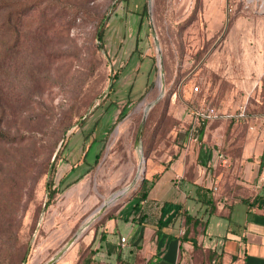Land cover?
<instances>
[{"label": "rangeland", "instance_id": "obj_1", "mask_svg": "<svg viewBox=\"0 0 264 264\" xmlns=\"http://www.w3.org/2000/svg\"><path fill=\"white\" fill-rule=\"evenodd\" d=\"M167 1L164 10V0H152L150 15L149 0H0V131L7 137L0 140V264H47L135 181L138 135L153 102L141 135L144 179L177 157L193 109L214 106L224 115L226 146L251 123L264 138V0L249 8L250 0H228L234 22L262 21L251 41L237 43L250 55L220 58L219 72L205 63L234 22L217 42L187 44L186 21L178 22ZM233 68L256 87L233 89ZM141 177L69 249L83 252L91 229L134 198Z\"/></svg>", "mask_w": 264, "mask_h": 264}, {"label": "crops", "instance_id": "obj_2", "mask_svg": "<svg viewBox=\"0 0 264 264\" xmlns=\"http://www.w3.org/2000/svg\"><path fill=\"white\" fill-rule=\"evenodd\" d=\"M170 2L179 23L195 13L182 31L187 44L217 42L232 15L227 11L228 0ZM259 21L257 16L239 17L205 65L219 72L220 58L249 56V50L245 53L237 43L251 41L258 34ZM235 71H229L233 89L252 91L256 87V82L243 81ZM194 111L184 119L190 130L179 136L182 148L177 157L151 171L148 178L155 177V182L147 199L140 204L137 199L125 202L86 236L91 264H264V204L250 208L244 201L264 197V186L257 189L264 171L263 135L247 116L251 124L243 144L232 143L234 139L225 154L229 144L224 115L204 121L195 140L191 136ZM237 146L239 156H234L230 151ZM219 152L226 164L219 160ZM200 187L214 191V204L207 202L210 197L202 196L203 202L199 199ZM186 216L193 221L186 224ZM79 251L80 247L68 249L56 264H76Z\"/></svg>", "mask_w": 264, "mask_h": 264}, {"label": "trees", "instance_id": "obj_3", "mask_svg": "<svg viewBox=\"0 0 264 264\" xmlns=\"http://www.w3.org/2000/svg\"><path fill=\"white\" fill-rule=\"evenodd\" d=\"M163 6H164V10H166L167 8H168V1H167V3H166V0H164V2H163ZM242 4H240L239 5V10H238V12H237V16H236V18L238 17V16H240V12H241V10H242ZM143 12H147V5L145 4V6H144V9H143ZM194 16H195V13L192 15V17L190 18V20L189 21H187L184 25H183V28H185V26H187V24L192 20V18H194ZM234 16L235 15H230L229 16V23L231 24L232 22H234V20H235V18H234ZM99 40H100V42H103V31H101L100 32V34H99ZM205 54V53H204ZM208 107H210V108H215V109H217L216 107H214V106H208ZM218 110V109H217ZM125 107H124V109L122 110V112L120 113V115H119V118H118V120H122L124 117H125ZM249 116V115H248ZM189 130H190V127H189ZM1 139H7V137L4 135V133L3 132H1L0 131V140ZM234 140V139H233ZM232 140V141H233ZM240 140H243V138L241 137V138H235V141L234 142H232V143H234V144H237V145H242L243 144V141H242V144H240ZM229 147H232V145L231 144H229L228 145V148L226 147L225 149H224V152H225V154H229ZM238 147L239 146H237V148L235 147L234 149H231V151H230V153L231 154H233L234 156H239V150H238ZM181 148L182 147H180V148H178V153H179V151L181 150ZM178 153H177V155H178ZM223 154V153H222ZM176 155V156H177ZM99 155H97V161H98V159H99ZM216 177L214 176V180H216L215 179ZM155 182V177H154V179H152V180H150V179H148V178H145L143 181H142V184H141V187H140V189H139V191H137V193L135 194V196H134V198L133 199H137L138 200V202H139V204L141 203V202H143V201H145L146 199H147V197H148V195H149V192H150V189H151V186H152V184ZM216 186V185H215ZM213 190H207V189H205V188H203V187H200V188H198L197 189V194L199 195V199L201 200L202 199V196H205V197H210L209 198V200H207V202L209 203V204H212V202H213V204H214V201H213ZM55 195H56V190L54 189V190H52V191H50V195H49V201H48V203H47V206H50V204H51V201H52V199L55 197ZM202 202L204 201V200H201ZM245 201V203H247L248 205H249V207L251 208V207H255V205L256 206H259V207H262L263 205L262 204H264V197H255L254 198V200H253V202H251L250 200H244ZM109 216H111V215H109ZM109 216H107V217H109ZM193 220L191 219V217H189V216H186V224H189L190 222H192ZM81 252V251H80ZM79 252V259H78V262L76 263V264H91V259L89 258V256H90V254H91V252H90V250H89V248H87V246L84 248V250H83V252H81L80 253ZM86 253H87V255H86ZM6 259V258H5ZM24 259V258H23Z\"/></svg>", "mask_w": 264, "mask_h": 264}, {"label": "water", "instance_id": "obj_4", "mask_svg": "<svg viewBox=\"0 0 264 264\" xmlns=\"http://www.w3.org/2000/svg\"><path fill=\"white\" fill-rule=\"evenodd\" d=\"M148 9H149V14L151 15V9H152V0H149V3H148ZM156 37V36H155ZM156 41H157V38H156ZM157 47L159 49V44L157 42ZM210 53V52H209ZM160 62V67H162V58H160L159 60ZM163 77V74L161 72V78ZM164 95V91L163 89L161 90V94L158 98V100L163 97ZM157 100V101H158ZM156 104V102H153L151 104H149L146 109H145V116H144V119H143V122H142V125H141V128H140V131H139V135H138V141H137V145H138V150H139V153L141 155V165H140V168L142 169V173L141 175H139L138 173V176L137 178L135 179V181L129 185L128 187L124 188L123 190L121 191H118L116 193H114L108 200H106L103 205L94 213V215L92 216V218L90 219V221L86 222L80 229L79 231L75 234V236L73 237L72 240H70L67 245L62 249L60 250L57 255H55L47 264H56L60 258L62 257V255L71 247V245L80 237L81 233L111 204H113L116 200H118L119 198H121L123 195H125L132 187L133 185L135 184L136 180L139 179L142 175H145V171H146V168H145V165H146V159L144 158L143 156V150H142V140H141V135H142V130H143V126H144V123L146 121V118L148 116V112L150 111V109ZM139 172H140V169H139ZM142 178V181L144 180V176L141 177Z\"/></svg>", "mask_w": 264, "mask_h": 264}, {"label": "built area", "instance_id": "obj_5", "mask_svg": "<svg viewBox=\"0 0 264 264\" xmlns=\"http://www.w3.org/2000/svg\"><path fill=\"white\" fill-rule=\"evenodd\" d=\"M252 4V0L248 1L246 4L245 8H249V6ZM262 10H264V2L261 4ZM227 11L228 13L233 11V6L229 4L228 1V6H227ZM194 90L197 92L199 91V86H195ZM220 112L215 109V108H210V107H203L199 110L194 111V120L191 125V136L193 139L197 140L198 136H200V129L202 127V124L204 121L208 120H214L218 119L220 117ZM218 158L221 161L222 164L227 163L226 157L222 153H218ZM264 186V171L262 172L261 176L259 177V182L257 184V189H261ZM214 190H217V188L214 187ZM126 241L125 238H122V242L124 243Z\"/></svg>", "mask_w": 264, "mask_h": 264}, {"label": "bare ground", "instance_id": "obj_6", "mask_svg": "<svg viewBox=\"0 0 264 264\" xmlns=\"http://www.w3.org/2000/svg\"><path fill=\"white\" fill-rule=\"evenodd\" d=\"M157 53H158V52H157ZM160 77H161V75H160ZM157 84H158V82H157ZM161 85H162V84H161ZM156 88H159V87H156ZM146 103H147V102H146ZM141 173H142V169L140 168L139 175H141ZM91 218H92V217H91ZM91 218H90V219H91ZM90 219H88V221H90ZM88 221H87V222H88Z\"/></svg>", "mask_w": 264, "mask_h": 264}]
</instances>
